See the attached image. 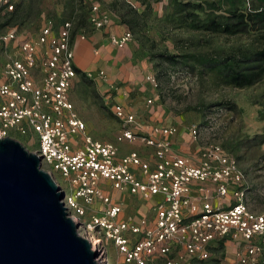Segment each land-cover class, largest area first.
I'll list each match as a JSON object with an SVG mask.
<instances>
[{
	"label": "built area",
	"instance_id": "built-area-1",
	"mask_svg": "<svg viewBox=\"0 0 264 264\" xmlns=\"http://www.w3.org/2000/svg\"><path fill=\"white\" fill-rule=\"evenodd\" d=\"M18 1L0 0V18L13 13ZM80 1L90 6V28L108 30L110 14L92 0ZM120 1L133 12L141 7L135 0ZM246 2L249 10L250 1ZM61 24L55 32L47 20L34 41L19 40L16 26L7 30L0 26V43L18 41L16 52L0 69V139L28 137L27 144H36L32 153L59 187L64 211L96 253L94 262L108 263V242L115 245L124 264H149L154 258L162 264L207 261L212 244L229 239L240 244L235 264H264V212L249 208L246 177L218 143L206 141L194 163L174 151L171 140L179 132L177 123L153 121L145 133H139L143 127L139 117L111 102L113 94L126 92L111 84L103 70L86 75L91 82L107 86L105 102L110 103L119 128L110 143L88 134L69 100L76 76L71 47L75 24L71 19ZM76 36L85 40V30L79 29ZM107 38L120 50L132 39L128 29L119 36L108 31ZM146 82L156 89L153 75L146 76ZM212 121L213 116H207L203 126L190 123L184 131L193 142L200 141L204 132L211 131ZM126 142L150 148L152 160L142 159L136 151L119 157L116 143ZM104 186L150 202L153 217L139 221L122 217L121 204ZM194 186L199 197L193 195ZM96 201L104 207L87 219V208Z\"/></svg>",
	"mask_w": 264,
	"mask_h": 264
},
{
	"label": "rangeland",
	"instance_id": "rangeland-1",
	"mask_svg": "<svg viewBox=\"0 0 264 264\" xmlns=\"http://www.w3.org/2000/svg\"><path fill=\"white\" fill-rule=\"evenodd\" d=\"M135 1L139 2L141 7L138 12L133 13L120 0H92L102 12L110 14L113 23L106 31H94L90 28L87 23L90 6L80 0H19L13 13L1 16L0 26L2 30L16 26L19 40L34 41L47 20L55 22L58 27L62 20L74 18L75 31L71 36V47L75 43L91 44L90 49L87 51L81 49L79 54L82 64H86L90 62L92 55L97 56L93 54L92 49L107 44L106 36L112 25L115 30L120 31L124 25V28L131 32L132 39L122 50L113 49V52L124 60L130 59V65L133 67H136L135 61L137 63L145 61L157 84L154 90L149 82L136 83L133 91L135 95L131 97L128 94L125 99L128 110L147 124L152 122L150 119L154 117L158 108L162 113L161 119L154 122L162 124L176 122L179 127H187L190 123L203 126L206 117L213 116L211 131L204 132L200 141L193 142L187 136L189 140H171L172 145L174 143L176 147L182 146L183 150L185 147L193 149L198 145L200 151L206 141L218 143L237 162L246 177L249 187V208L254 212H264V143L260 142V138L264 137V81L249 88H235L222 82L214 70L203 66V62L218 60L219 56L223 58L259 49L261 40L258 31L250 29L246 34L231 36L195 30L189 22L181 20L183 14L176 12L171 0ZM250 7L253 8V4ZM197 15L201 21L208 19L204 12ZM55 16L59 19L56 20ZM79 29L85 30V40L76 36ZM95 34L100 36L101 40L96 41ZM17 43L18 41L11 42L7 46L0 43V69L7 60L6 57L16 52ZM160 55L176 58L175 63H168L175 68H172V71L175 70L173 72L168 71L171 77L165 72L163 63L160 62L164 59L160 58ZM92 62L93 70L104 69L103 64L91 60ZM75 71L76 76L69 90L70 102H75L81 108L79 118L85 123L86 119L88 120V133L93 139L113 141L118 130V122L112 114L110 103L103 99L104 90L99 84L91 82L86 72L76 67ZM147 100L151 103L148 104ZM14 139L29 153L36 148L35 143L27 144L28 137L15 136ZM116 146L119 149L118 144ZM130 147L132 150L150 155L139 143H132ZM178 150L179 148L176 149V153L182 155L183 153ZM104 187V191L113 196L116 203L121 204L122 217L130 215L139 221L146 216L143 211H139L140 206L145 205V200L126 193H113ZM103 207L104 205L97 201L88 206L87 219L97 215ZM99 237L104 241L102 232ZM239 245L229 239L216 241L211 246L212 256L209 260H194L188 264H231ZM105 246L107 264H124L115 245L108 242ZM149 264H162V260L154 258Z\"/></svg>",
	"mask_w": 264,
	"mask_h": 264
},
{
	"label": "water",
	"instance_id": "water-1",
	"mask_svg": "<svg viewBox=\"0 0 264 264\" xmlns=\"http://www.w3.org/2000/svg\"><path fill=\"white\" fill-rule=\"evenodd\" d=\"M62 197L34 153L0 139V264H96Z\"/></svg>",
	"mask_w": 264,
	"mask_h": 264
},
{
	"label": "crops",
	"instance_id": "crops-1",
	"mask_svg": "<svg viewBox=\"0 0 264 264\" xmlns=\"http://www.w3.org/2000/svg\"><path fill=\"white\" fill-rule=\"evenodd\" d=\"M147 1H150V0H147ZM176 1L182 2V3L189 2V3L199 4L202 6V9H203L202 12H204L206 14L227 15L228 13L233 12V10H238L239 12L249 11L247 8V3L245 2V0H176ZM250 1H251L250 6L252 4L256 5V1H254V0L253 1L250 0ZM58 16H55V17H57L56 20L59 19ZM65 20H68V19L62 20L59 23L58 27L56 26L55 22L52 21L55 32L59 29V27L62 25L61 23ZM71 20H73V23H74V18H72ZM112 23H113V21H112ZM113 26L114 25H112V27L110 28V32L115 34V35H118V36L122 34L123 29H126V28H124V25H123V29L121 31L117 30V29L115 30V27H113ZM115 31H116V33H115ZM106 38H107V36H106ZM94 39L96 41L101 40L100 36H97L96 34L94 36ZM90 46H91L90 43L89 44L87 43L86 45H82L81 43H79V44L75 43L74 45H72L73 55H74V64H75L74 66L77 69H79L80 71L86 72V74H89V73L92 74V73H95L97 71L103 70L106 73L108 80L111 84L121 88L122 90H124V92H126L124 96L121 95L120 93L119 94H113L111 102L112 103H119L123 106H126L125 105V102H126L125 99H126L127 95L130 94L131 97H133L135 95V93L133 92L135 90V88H134L135 84L140 83V82H145L146 76L153 75L152 72L149 69H147L145 61H140L139 63H137V61H135L136 67L135 66L133 67L130 65V63H131L130 59L124 60L123 57H121V56L118 57L117 56L118 54L114 53L113 49H115L117 51H120V49L114 48L112 45L109 44L108 40H107V44H102L101 47H98L96 49H92L93 54L97 55V56L94 57L92 55L91 59L89 60L90 62H88L86 64H82V60L79 59L80 51H81V49H85V51H87L88 48L90 49ZM91 60L96 62V63L103 64L104 69L93 70L94 63L93 62L91 63ZM88 71H92V72H88ZM95 84H99L100 87H102V89L104 90L103 99L105 101L104 95H106L107 86H105L101 83H95ZM120 85H122V86H120ZM151 87L154 90H156L153 86H151ZM72 104L74 106V111H75L76 115H78V117H80L81 116V108L75 102H72ZM161 114L162 113L157 108L156 113L154 114V117L151 118L150 121L153 122L156 119H161L160 118ZM140 121L143 122L144 120L141 119ZM148 124H149V122H147V124H144V122H143V127L138 132L139 133H142V132L145 133L148 130L147 129ZM160 124H162V123H160ZM85 125H86V129H87V127H88L87 125H89V122L87 119H86ZM163 125H167V124H163ZM118 128H119V123H118ZM184 128L185 127H179V130H178L179 132L176 135H174V137H172V141H174V140H189V139H187L188 134L186 131H184ZM87 132H88V129H87ZM104 142H107V141H104ZM110 142H115V139L113 141H110ZM116 144H118L119 149H120V146L122 145L121 150H120L121 155L118 152L119 157H122V156L126 155V153L135 150V149L132 150V148L130 147V144H127V142L126 143H116ZM172 146H173L175 152H176V149L179 148V150L183 153L182 154L183 157L188 158L190 161H192L194 163L197 162L199 152H200L198 145H195L193 147V149H191V148L189 149V148L185 147V150L182 149L183 148L182 146L177 145V147H178L177 148L174 143ZM143 147L147 150V152H149L150 155L147 156V155H145L139 151H136V150L135 151L141 156L142 159L151 161L152 160V150L150 148L145 147V146H143ZM179 150H178V152H179ZM230 190H231V188L229 189V191ZM193 195H198L196 186H194V188H193ZM198 197H199V195H198ZM159 199H160L159 197L155 198V200H159ZM149 205H150V202L147 204L145 203L144 206H140L139 211H143L144 214L148 218H152L154 212L151 211V209L149 208ZM211 256H212V254H211ZM235 260L236 259L233 255V260H231V264H235Z\"/></svg>",
	"mask_w": 264,
	"mask_h": 264
},
{
	"label": "trees",
	"instance_id": "trees-1",
	"mask_svg": "<svg viewBox=\"0 0 264 264\" xmlns=\"http://www.w3.org/2000/svg\"><path fill=\"white\" fill-rule=\"evenodd\" d=\"M254 1H256V5H253V8H250L247 12L233 10L227 15L207 14L208 19L201 21L197 17V14L203 13L201 5L171 0L176 12L183 14L181 20L185 23L189 22V25L195 30H204L210 33L219 32L231 36L246 34L250 29L258 31L259 40H261L259 49L223 58L219 56L218 60L203 62V66L214 70L222 82L235 88H249L258 82L264 81V0ZM194 12H197V14ZM159 57L164 59L160 62L163 63V68L168 74V71H172L173 68L168 63H175L176 58L164 55ZM260 142L264 143V137L260 138Z\"/></svg>",
	"mask_w": 264,
	"mask_h": 264
}]
</instances>
